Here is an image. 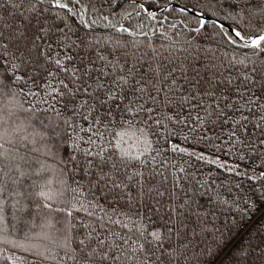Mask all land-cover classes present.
<instances>
[{"label":"snow or ice","instance_id":"obj_1","mask_svg":"<svg viewBox=\"0 0 264 264\" xmlns=\"http://www.w3.org/2000/svg\"><path fill=\"white\" fill-rule=\"evenodd\" d=\"M253 217L264 0H0V260L264 264Z\"/></svg>","mask_w":264,"mask_h":264},{"label":"trees","instance_id":"obj_2","mask_svg":"<svg viewBox=\"0 0 264 264\" xmlns=\"http://www.w3.org/2000/svg\"><path fill=\"white\" fill-rule=\"evenodd\" d=\"M165 15H167L165 13ZM97 33L98 34H104V24L101 22L100 24H98L97 28ZM172 30L169 29V32H171ZM205 46H208L207 41L204 42ZM214 47V45H213ZM222 53L225 52V49L221 48L220 50ZM227 54H231V49L229 47ZM188 147H192V145H188ZM197 150H200L199 147H197ZM222 159L225 160H229V158L226 155H221ZM185 159H187V157H185ZM193 164L198 165L204 172L205 174H207L208 170L211 169L212 173L215 175V178L217 180V182H225L227 183L228 180H232L233 184L235 183H240L241 187L239 189H236L235 191L237 193H239L240 196H244L245 195V191L247 190V195L251 196L253 199L256 198V194L253 192V190L249 187L250 184H252V181H249L247 179H244L242 177H229L227 176L225 173H221L219 169H217L215 166L213 165H207V164H199V162L193 160L192 161ZM249 164H251V162H248ZM255 166V165H253ZM257 171H259V168H257ZM260 181L256 182V187H259L260 185ZM237 219H239V217H237ZM218 226L223 227V217L221 219H219L217 222ZM247 225L249 228L252 229V233L253 236L256 237L257 232H264V217H253L251 221H246ZM19 225L17 226V229H19ZM36 231L38 232L39 229H36ZM15 235L19 236L21 240H23V233L19 232L17 230V232L15 233ZM258 239V237H257ZM248 237L246 235H240V236H236V240L234 241V243H237L239 247H243L245 243H247ZM256 242V241H254ZM6 255L8 256H13V255H25V253H23L22 251H13L9 248V250L6 252ZM0 264H9V262L7 260H0ZM218 264H235V260L232 256L226 257L223 259V261L218 262Z\"/></svg>","mask_w":264,"mask_h":264},{"label":"rangeland","instance_id":"obj_3","mask_svg":"<svg viewBox=\"0 0 264 264\" xmlns=\"http://www.w3.org/2000/svg\"><path fill=\"white\" fill-rule=\"evenodd\" d=\"M190 149L192 148V147H189ZM222 159V158H221ZM222 160H225V159H222ZM251 174V173H250Z\"/></svg>","mask_w":264,"mask_h":264}]
</instances>
